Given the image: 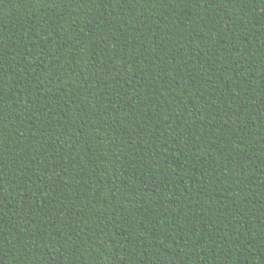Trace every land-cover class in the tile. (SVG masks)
Listing matches in <instances>:
<instances>
[{
  "label": "trees",
  "instance_id": "trees-1",
  "mask_svg": "<svg viewBox=\"0 0 264 264\" xmlns=\"http://www.w3.org/2000/svg\"><path fill=\"white\" fill-rule=\"evenodd\" d=\"M0 264H264V0H0Z\"/></svg>",
  "mask_w": 264,
  "mask_h": 264
}]
</instances>
